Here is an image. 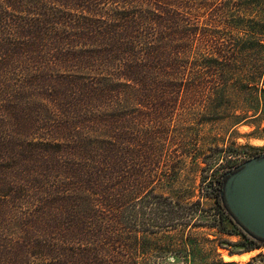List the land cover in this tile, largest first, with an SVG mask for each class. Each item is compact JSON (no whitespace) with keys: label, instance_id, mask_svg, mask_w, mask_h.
Here are the masks:
<instances>
[{"label":"trees","instance_id":"16d2710c","mask_svg":"<svg viewBox=\"0 0 264 264\" xmlns=\"http://www.w3.org/2000/svg\"><path fill=\"white\" fill-rule=\"evenodd\" d=\"M218 1L0 0V264L123 263L118 227L132 229L140 178L132 167L134 110L163 109L171 120L177 107L201 109L232 128L250 118L245 109L214 111L205 93L210 75L240 73L237 55L225 50L260 34L251 16L257 0ZM212 43H229L215 60ZM165 134L150 137L153 153ZM230 171L212 191L219 218L212 228L229 223L246 252L264 247L226 207Z\"/></svg>","mask_w":264,"mask_h":264},{"label":"rangeland","instance_id":"374dc122","mask_svg":"<svg viewBox=\"0 0 264 264\" xmlns=\"http://www.w3.org/2000/svg\"><path fill=\"white\" fill-rule=\"evenodd\" d=\"M251 1L254 0H243L253 7ZM228 2L220 0L217 4ZM256 3L251 16L255 17L259 28L255 31L260 34H249L247 41L233 43L232 49L230 46L225 50L227 55H237L240 73L231 72L223 78L210 75L206 79L210 89L205 93L211 104L213 101L210 107L214 111L245 109L250 111V118L232 128L223 120L212 122L201 109L177 107L171 112V120L167 119L170 112L163 109L147 107L132 113V167L139 170L140 178L135 183L138 188H133L132 229L118 227L125 244L117 251L121 264H245L253 258L256 264H264V247L246 252L248 242L229 223H224V230L212 228L219 225L215 222L219 218L212 198L216 180L264 153V0ZM216 9L212 12L213 32L218 31ZM227 44L212 43V59ZM223 85L227 89L222 93L213 92L214 87ZM161 128L166 132L160 143L162 150L153 153L154 141L150 137ZM151 195H158L162 203L152 204ZM172 204L178 205L175 210L170 209ZM157 208L161 212L158 219L153 215ZM252 252L243 262L223 259L224 255L234 257ZM53 259L57 260V255ZM199 259L202 261L198 262Z\"/></svg>","mask_w":264,"mask_h":264},{"label":"water","instance_id":"95a60500","mask_svg":"<svg viewBox=\"0 0 264 264\" xmlns=\"http://www.w3.org/2000/svg\"><path fill=\"white\" fill-rule=\"evenodd\" d=\"M223 197L239 229L264 240V153L225 175Z\"/></svg>","mask_w":264,"mask_h":264},{"label":"bare ground","instance_id":"6f19581e","mask_svg":"<svg viewBox=\"0 0 264 264\" xmlns=\"http://www.w3.org/2000/svg\"><path fill=\"white\" fill-rule=\"evenodd\" d=\"M255 254V253H254ZM251 255H253V252L252 253H249V254H245V255H242V256H234V257H228V256H223V259L225 260V261H227V262H229V261H237V260H242V262L243 261H246L247 260V258L249 257V256H251Z\"/></svg>","mask_w":264,"mask_h":264}]
</instances>
